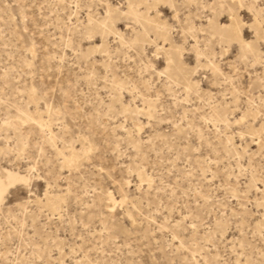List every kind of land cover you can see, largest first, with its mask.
Here are the masks:
<instances>
[{"label": "rangeland", "instance_id": "1", "mask_svg": "<svg viewBox=\"0 0 264 264\" xmlns=\"http://www.w3.org/2000/svg\"><path fill=\"white\" fill-rule=\"evenodd\" d=\"M108 2L0 0V146L8 143L10 136L12 143L16 142L13 130L25 118L21 112L31 113L35 118L38 97L31 92L33 86L41 93L48 92L49 102L55 100L59 104L65 91L72 100H79L82 112L72 117L76 123H67L68 133L55 129L60 136L68 141L74 134L90 135L97 142L103 137L110 141L105 143L98 157H93L95 167L85 165L81 173L73 172L71 178L73 192L80 199L72 198L66 216L74 214L89 228L82 229L78 222L70 225L67 220L49 219L51 209L47 204L33 203L26 210L12 208L10 211V206L17 201L9 198L11 205L0 206V264L31 259L33 244L44 245L38 251L53 252L55 260L60 253L54 250L64 243L100 264H131L133 261L151 264L154 258L166 264H204V261L211 264L217 255L222 260H251L258 264L264 250L260 233L264 209L257 206L256 188L264 186L253 187L251 169L247 173L243 169L249 168L251 161V168H255L256 179H259V167L264 160L261 152L264 136H261L259 123L247 121L240 125L236 121L241 116L259 119L253 108L259 105L264 91L260 81L264 69L249 64L236 72L235 67H230L237 64L238 46L236 51L230 47L223 60L218 54L222 26L236 11L232 5L238 0H168L181 6L178 8L181 19H186L193 29L187 36L183 24L179 32L175 31L179 23L171 19L175 13L171 9L162 10L173 28L168 35L172 47L187 40L183 63L177 57L171 65L168 64L169 46L159 38L155 9L149 8L156 0H117L125 6L122 11L128 13L120 22L123 27L117 25L126 46L120 45L119 36H105L103 52L108 55L98 51L88 59L89 42L81 43L80 33L85 30L89 17L94 21L103 17L106 10L103 5ZM128 4L136 7L128 9ZM222 4L225 7L221 8ZM239 14L251 24L248 19L251 13L247 9L239 10ZM143 29H148L144 36ZM248 38L253 39L254 34L249 33ZM72 42L77 49H83L79 56L74 55L76 49L71 48ZM197 43L202 49L207 47L209 53H217L218 71L203 60L197 69L193 50ZM65 44L69 49H65ZM184 65L195 72L192 80H188ZM105 67L108 68L107 79L104 78ZM165 69L167 72L161 77L159 73ZM53 88L55 93L51 91ZM157 94L159 103L155 100ZM142 96L144 100L140 99ZM146 105L152 108L156 118L149 121L146 114H136L134 119L137 109H144ZM125 110L130 129L133 125L144 128L137 134L138 138L131 141L125 138L121 149L113 154L117 140L111 132L113 125L123 124L121 113ZM225 117L230 123H221ZM97 120L104 128L96 124ZM169 121L178 127L173 128ZM28 128L36 132L34 125L29 124ZM116 136L124 134L116 129ZM129 143L131 148H128ZM197 146L200 151L193 152ZM237 154L242 157L239 162L235 158ZM205 157L212 163H207ZM102 165L105 174L97 172ZM137 165L144 168L145 179L154 177L152 187L149 189L145 184L138 189L139 181L133 178L130 187L124 189L128 196L125 206L108 213L105 191L116 188L119 199L120 190L108 176L118 179L123 174L127 177L128 169L135 171ZM4 166L0 161V168ZM17 167L26 168L27 162L20 161ZM110 167L116 171L108 173ZM34 191L43 196L40 182H36ZM49 198L55 199V196ZM132 204L136 205L135 209ZM129 214L136 225L125 232L123 226L128 224ZM25 221L26 226L21 229L19 226ZM177 221L183 223L174 227ZM192 224L196 225L195 229ZM224 225L229 226L223 238L216 236ZM177 233L184 238L183 247H178L180 240L171 241V236ZM81 235L84 240L75 239ZM207 240H212L211 246L205 243ZM193 253H196L195 258Z\"/></svg>", "mask_w": 264, "mask_h": 264}, {"label": "snow or ice", "instance_id": "2", "mask_svg": "<svg viewBox=\"0 0 264 264\" xmlns=\"http://www.w3.org/2000/svg\"><path fill=\"white\" fill-rule=\"evenodd\" d=\"M79 7V5H77ZM106 9L103 13L102 18L93 20L92 17H89L87 24L84 26L85 30L80 33V42L88 41L90 52L88 59H91V56L95 52H102L104 56H107V52H103L105 36L111 38L112 36H119V43L122 47L124 45V36L118 31L117 25L123 27V23H120L123 17L127 16L128 13L122 11L125 7L124 5L117 3V0H109V2L103 5ZM128 9L136 7L133 4H128L126 6ZM143 7V6H140ZM181 7L179 4L174 2H168V0H156L155 4L149 5L150 10L155 9V21L158 27L159 32L161 33L160 39L164 40V43L168 45V51L170 57L168 58V64L171 65L175 62L176 58L179 57L181 63H183V49L187 44V40L183 44H177L175 47H172L168 40V35L173 31L172 26L169 24L168 20L162 15V10L171 9L175 15L171 17L173 21H178L175 31L179 32L181 30L180 25L185 26L184 35L187 36L193 32V29L188 26V21L186 19H181L180 12L178 8ZM221 8L225 5H221ZM232 7L236 11L232 12L229 15L228 23L223 25V31L219 37L220 39V48L219 56L223 60L226 53H228L229 48L231 47L233 51H236L238 46L239 51L237 52V64L230 65V67H235L236 72H239L241 68L246 67L251 64L253 67L259 65L261 69H264V0H252V2H246V0H238V3H233ZM247 9L251 15L248 19L251 20V24L245 22L239 14V10ZM126 23V21H125ZM209 23H212L210 20ZM95 25V26H94ZM249 33L254 34L253 39H249ZM215 40L216 38L213 37ZM71 40V38H70ZM93 42H95V47H93ZM65 49H69V45H64ZM71 48L76 49L74 55L79 56L83 53V49H77L76 43H71ZM193 50L196 53V66L197 69L201 64V61H206L208 66L213 70L216 69L215 60L217 53L212 51L209 53L207 47L203 49L197 43L193 45ZM174 53V55H172ZM155 55V54H154ZM189 63L191 60L189 59ZM184 68L188 72V80H192L195 72L184 65ZM251 70V69H249ZM218 71V70H217ZM104 78L107 79L108 68L103 69ZM167 69L164 72L159 73L161 77L165 75ZM93 74L96 75L95 69H93ZM221 75H223L221 73ZM261 85L264 86V71L260 73ZM177 87H184L183 85H177ZM251 87V85H249ZM124 89L121 88V91ZM188 88H185V91H188ZM55 93V88L51 89ZM31 92L34 96L38 97L35 101L36 113L35 118L33 114L21 112L20 115L25 118L20 120L19 126L13 131L16 132L15 143H12V137L8 138V143L0 146V161H3L4 167L0 168V206L5 204L11 205V200L13 198L17 201L15 205L10 206V211L12 208H24L25 210L33 203L47 204L51 209V215L49 219H59L60 221L67 220L68 223L74 224L79 223L82 226V229H88L89 225L84 224L83 220H77L75 215L66 216V213L70 211V205L73 202V197L76 200H79L80 197L73 192V185L71 182L73 172L77 174L81 173L85 165L95 167L93 165V157L99 156L102 148L105 143H110L107 141L106 137H103L99 142L94 140L90 135L80 136L79 134H74L71 141L66 140V137L60 136L55 129L60 128L64 133H68L70 129L67 127V123H76L75 120H72V117L80 114L82 109L80 107L79 100H72L69 97L68 92H62L63 99L59 104L55 100L49 102L48 92L41 93L40 90L33 86ZM42 97V98H40ZM141 100L145 98L140 97ZM157 103L160 101V95L157 94L155 97ZM249 105L252 106V101H249ZM31 107V106H30ZM19 111V109L17 110ZM255 113H258L259 119L253 120L252 116H241L239 120L236 121L237 124H244L247 121H253L254 123H259L261 128V136H264V91L261 93L259 105L253 108ZM55 114V115H53ZM136 114L147 115V119L152 121L156 118L153 114V110L150 106H147L144 109H137V113L133 114L135 119ZM45 115L47 119H45ZM98 115V114H97ZM124 117L123 124L113 125V131L111 135L116 137L117 143L112 148L113 154H116L121 149V142L127 138L128 140H134L137 137V134L143 131L144 126L140 127L132 126L130 129L128 125V112L125 110L121 113ZM63 117V119H61ZM162 119V116H161ZM229 122V118L225 117L224 120H221V123ZM34 125L36 132L34 133L28 128V125ZM96 124L99 127L104 128V125L100 123L99 120L96 121ZM169 124H172L169 121ZM173 128L178 127V125L172 124ZM116 129H119L124 136H116ZM85 131H89L86 129ZM107 131V129H105ZM219 131V129H217ZM243 131V129H241ZM27 132V135L25 133ZM244 139V136L241 135V140ZM228 143L231 144V139L228 140ZM128 148H131V144H128ZM193 152H199L200 147L197 146L192 149ZM262 154H264V149H261ZM15 157V159H13ZM236 160L239 162L242 157L237 154ZM207 163H212L211 160H208L207 157L204 158ZM26 161L27 167H17L18 162ZM8 165H11L9 167ZM250 167L244 168L245 173L249 172L251 169L253 177V187L256 185L264 186V160H262L259 167V179H256L257 172L255 168H251V161L249 162ZM115 168H108V173H114ZM99 174H105V167L102 165L97 169ZM207 174V173H205ZM133 178L138 179L137 188L141 189L145 184L148 185L149 189L152 187L154 177L149 176L145 179L144 168L137 165V169L133 171L131 168L128 169V175L125 177L123 174L118 179H113L111 175L108 176L109 180H113L114 184L120 186L118 192L119 199H117L116 188H113L112 191H105L104 195L107 197V202L105 207L107 208L108 213L115 211L117 207L123 208L128 201V196L125 194V187H130L131 180ZM83 180V177H80ZM36 182H40V187L43 189V196H39L38 192L34 191L36 187ZM64 184V187H59L60 184ZM163 183V181H161ZM95 191V188L92 189ZM256 191L259 193V198L257 200V206L261 209H264V187L256 188ZM50 195H54L55 199H50ZM38 197L37 199H34ZM232 199L235 200L236 196H232ZM133 209L136 208L135 204H132ZM43 211V209H41ZM11 219V217H9ZM187 217H184L186 220ZM128 224L123 226L125 232L134 229L136 221L132 215L127 216ZM155 223V221H153ZM183 221H177L174 227H179ZM220 222L218 221V224ZM35 224V221H34ZM230 224V222H229ZM25 224L20 225L22 229ZM229 225H224L219 228L216 232V236L223 238V234L227 231ZM193 229L196 228L195 224H192ZM167 231V229H164ZM10 231H12L10 229ZM73 230V234H74ZM260 233L262 238H264V219L260 221ZM21 237L23 232H20ZM35 235V232H33ZM84 236L75 237L76 240H84ZM7 239H11L8 237ZM178 247L184 246V238L179 237V234H173L171 236V241H178ZM209 246L212 244V240L205 241ZM74 244V242H73ZM34 249L31 254V259H25L17 262V264H100V261L93 260L88 258L82 252L74 251V247L70 246L68 243H64L62 246L56 248L54 251L60 253V257L53 260V252H40L38 249L43 248L44 245H31ZM128 247V245H125ZM244 245L241 244V249ZM65 252L68 255H65ZM196 253H193L195 258ZM241 255L243 253L241 252ZM79 256V259H74L73 257ZM262 259L258 264H264V250L261 251ZM47 257V258H46ZM123 264V262H120ZM131 264H149L148 261H133ZM151 264H166V262L153 259ZM204 264H209L208 261H204ZM211 264H253L251 260H241L237 259L235 261L222 260L218 255Z\"/></svg>", "mask_w": 264, "mask_h": 264}, {"label": "bare ground", "instance_id": "3", "mask_svg": "<svg viewBox=\"0 0 264 264\" xmlns=\"http://www.w3.org/2000/svg\"><path fill=\"white\" fill-rule=\"evenodd\" d=\"M147 31H148V29H143L142 36H144L147 33ZM176 70H177V68H176Z\"/></svg>", "mask_w": 264, "mask_h": 264}]
</instances>
